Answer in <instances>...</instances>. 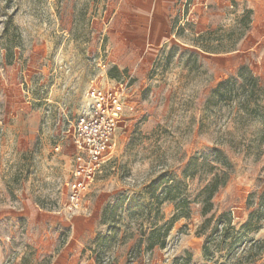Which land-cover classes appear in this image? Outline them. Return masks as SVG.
<instances>
[{"label":"rangeland","instance_id":"obj_1","mask_svg":"<svg viewBox=\"0 0 264 264\" xmlns=\"http://www.w3.org/2000/svg\"><path fill=\"white\" fill-rule=\"evenodd\" d=\"M121 17L120 0H0V264H55L70 233L65 217L81 212L64 209L72 124L92 83L120 80L134 109L86 194L88 204L100 191L107 197L105 227L80 236L85 251L121 241L123 264H264V243L252 255L264 216L244 227L264 190V59L216 63L169 43L145 49ZM214 148L231 175L203 231L200 190L220 168ZM168 190L176 201L158 203ZM176 204L187 213L172 222L169 246L146 250L147 234L168 226Z\"/></svg>","mask_w":264,"mask_h":264},{"label":"crops","instance_id":"obj_2","mask_svg":"<svg viewBox=\"0 0 264 264\" xmlns=\"http://www.w3.org/2000/svg\"><path fill=\"white\" fill-rule=\"evenodd\" d=\"M120 4L126 12V19L120 18L121 30L144 48L145 45L161 48L169 43L216 63L227 58L264 59V0H120ZM244 9L246 13L242 16ZM106 197L100 191L89 201L84 212L87 214L78 212L65 217L69 237L53 263L123 264L126 252L123 254L121 241L85 251L80 239L83 233L92 234L105 227L101 216ZM106 229L110 233L111 227L106 225ZM97 256L101 260L97 261Z\"/></svg>","mask_w":264,"mask_h":264},{"label":"built area","instance_id":"obj_3","mask_svg":"<svg viewBox=\"0 0 264 264\" xmlns=\"http://www.w3.org/2000/svg\"><path fill=\"white\" fill-rule=\"evenodd\" d=\"M127 90V82L120 80L111 85L92 83L85 94L82 108L72 124L74 151L64 205L68 213L88 210V189L112 159L116 130L126 119V113L134 109Z\"/></svg>","mask_w":264,"mask_h":264},{"label":"trees","instance_id":"obj_4","mask_svg":"<svg viewBox=\"0 0 264 264\" xmlns=\"http://www.w3.org/2000/svg\"><path fill=\"white\" fill-rule=\"evenodd\" d=\"M220 85L215 89L217 92L219 91ZM210 154L212 153L216 161L219 163L220 168L213 173L212 177L207 181V183L203 186V188L200 190V195L202 196L200 205V214L204 217V221L201 224V229L203 231L208 227V225L211 222V219L213 217V214L211 216H207V214L211 211L213 207L212 198L214 194L218 191L219 188L226 185L228 182L230 175H231V163L227 159V157L218 149L214 148L213 150H210ZM211 169H213V166H211ZM163 179V178H161ZM169 192H166L165 196L158 200V203L162 202L163 200H173L176 201V195H171L170 190ZM258 204L257 207L253 210H251L248 214V218L246 222L244 223V227L246 228H252L256 229L258 228L257 221L264 216V190L261 192V194L258 197ZM180 202H185V200H181ZM174 209L176 210L175 214L172 217V220L169 222L168 226L163 230L161 226H155L153 229L147 234V245L146 250H152L155 246H159L161 248L165 247L166 240L165 236L167 235L168 230H170V227L172 225V222L177 219L179 216H185L187 213L186 211L183 212L178 209V205L176 204ZM222 215V214H221ZM255 217V218H254ZM219 230V224L218 222L215 223L211 230L209 235L207 236L205 243L208 241L210 237H213ZM142 242V239H140L135 246L131 248L129 251V255L134 252L135 256L138 255L140 252V244ZM264 243V240H259L254 244L255 251L252 253V255H255L259 253L262 250V244ZM204 254H205V246H204ZM98 261V256H97Z\"/></svg>","mask_w":264,"mask_h":264}]
</instances>
